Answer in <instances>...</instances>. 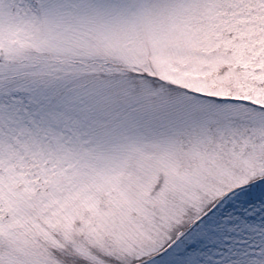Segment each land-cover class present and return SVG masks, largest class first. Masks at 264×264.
<instances>
[{"label":"snow or ice","instance_id":"1","mask_svg":"<svg viewBox=\"0 0 264 264\" xmlns=\"http://www.w3.org/2000/svg\"><path fill=\"white\" fill-rule=\"evenodd\" d=\"M0 264H264V0H0Z\"/></svg>","mask_w":264,"mask_h":264}]
</instances>
